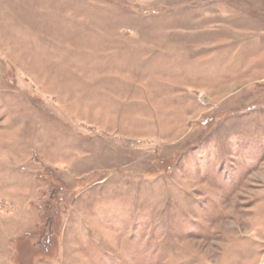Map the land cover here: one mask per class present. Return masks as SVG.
I'll return each instance as SVG.
<instances>
[{"label":"rangeland","instance_id":"1","mask_svg":"<svg viewBox=\"0 0 264 264\" xmlns=\"http://www.w3.org/2000/svg\"><path fill=\"white\" fill-rule=\"evenodd\" d=\"M0 264H264V0H0Z\"/></svg>","mask_w":264,"mask_h":264}]
</instances>
